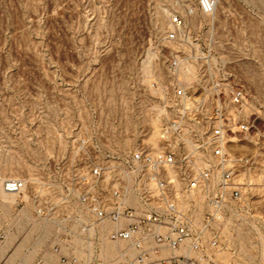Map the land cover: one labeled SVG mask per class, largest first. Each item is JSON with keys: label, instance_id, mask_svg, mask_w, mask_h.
<instances>
[{"label": "built area", "instance_id": "obj_1", "mask_svg": "<svg viewBox=\"0 0 264 264\" xmlns=\"http://www.w3.org/2000/svg\"><path fill=\"white\" fill-rule=\"evenodd\" d=\"M218 4L182 1L169 12L154 138L143 128L131 148L116 150L100 134L75 132L33 176L1 181L18 219L32 206L27 231L39 224L36 242L59 261L264 264L243 250L219 258L249 235L264 246V208L249 190L264 174V127L216 35L193 30L192 17H213Z\"/></svg>", "mask_w": 264, "mask_h": 264}, {"label": "rangeland", "instance_id": "obj_2", "mask_svg": "<svg viewBox=\"0 0 264 264\" xmlns=\"http://www.w3.org/2000/svg\"><path fill=\"white\" fill-rule=\"evenodd\" d=\"M182 1L196 2L0 0V233L7 230L0 264H70L36 242L39 224L29 232L25 225L32 206L26 203L18 219L16 196L7 198L1 181L33 176L75 132L100 134L116 150L131 148L143 128L154 138L165 89L153 83L163 76L169 12ZM191 23L216 35L264 127V0H219L213 17L193 16ZM252 181L249 190L264 208V174ZM242 250L264 262V246L250 235L219 258H240Z\"/></svg>", "mask_w": 264, "mask_h": 264}, {"label": "bare ground", "instance_id": "obj_3", "mask_svg": "<svg viewBox=\"0 0 264 264\" xmlns=\"http://www.w3.org/2000/svg\"><path fill=\"white\" fill-rule=\"evenodd\" d=\"M7 169H12L11 167H8V168H6V170ZM5 193V192H4ZM2 194V193H1ZM15 195L14 193H5V195L7 196V195ZM2 196H4V195H2ZM12 197V196H11ZM14 197V196H13ZM7 198H8V196H7ZM107 254H108V256H112L113 255V253H112V251H111V249H108V251H107ZM45 261H47V259L45 260ZM70 264H74V263H70ZM75 264H79V263H75Z\"/></svg>", "mask_w": 264, "mask_h": 264}, {"label": "crops", "instance_id": "obj_4", "mask_svg": "<svg viewBox=\"0 0 264 264\" xmlns=\"http://www.w3.org/2000/svg\"><path fill=\"white\" fill-rule=\"evenodd\" d=\"M107 264H115V262L112 261V262H109V263H107Z\"/></svg>", "mask_w": 264, "mask_h": 264}]
</instances>
